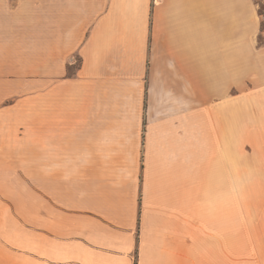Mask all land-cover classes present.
<instances>
[{
    "label": "crops",
    "instance_id": "obj_1",
    "mask_svg": "<svg viewBox=\"0 0 264 264\" xmlns=\"http://www.w3.org/2000/svg\"><path fill=\"white\" fill-rule=\"evenodd\" d=\"M259 5L0 0V264H264Z\"/></svg>",
    "mask_w": 264,
    "mask_h": 264
},
{
    "label": "rangeland",
    "instance_id": "obj_2",
    "mask_svg": "<svg viewBox=\"0 0 264 264\" xmlns=\"http://www.w3.org/2000/svg\"><path fill=\"white\" fill-rule=\"evenodd\" d=\"M33 1H35V0H33ZM257 1H259L260 6L264 8V0H257ZM263 13H264V11H263ZM260 20H261V32L259 34L258 41L260 43H264V15L261 16ZM35 53H36V51L32 50V49H30L28 51L29 66H31V65L35 66L36 59L34 57H32V55H35ZM0 62H1V60H0ZM1 68H2V66L0 65V69ZM11 81L13 82V85L8 86L7 90H5V89L0 90V96L6 97V100L4 103L12 104V105L17 104L19 108H21V104L25 105V106L29 105L30 109L35 108L36 107V98H37V85H38V82L43 81V75H39L38 73H34V72H30V73L24 74V75L14 74ZM26 107H28V106H26ZM27 142L30 145L29 148L35 147V146H31V145H35V138H30V137L25 138L24 142H22V139H20L18 137L14 139V144L17 147L24 146L27 144ZM0 154H2L1 151H0ZM33 203H35V201ZM9 205L10 204L0 202V213H1V215L3 214L4 211H7V210L9 211V209H10ZM19 208H20V206H19ZM1 223H2V225H6L4 217H2L0 219V224ZM12 225H13V229L11 231H13V235L16 238L19 237L22 229H27V228H28V232H29L30 236L35 235L36 229L34 227L31 228L30 225L25 224V225L21 226V223L17 222V221H16V223H13ZM12 225L10 223L9 227H11ZM17 225L19 226L18 228H22V229L20 230L18 228H15V226H17ZM4 228H5L4 226L0 228V238L3 237ZM31 240H35V238L34 237L31 238ZM33 256H35V254L31 253L30 258H33Z\"/></svg>",
    "mask_w": 264,
    "mask_h": 264
},
{
    "label": "trees",
    "instance_id": "obj_3",
    "mask_svg": "<svg viewBox=\"0 0 264 264\" xmlns=\"http://www.w3.org/2000/svg\"><path fill=\"white\" fill-rule=\"evenodd\" d=\"M263 11H264V8L259 5V15L260 16L264 15Z\"/></svg>",
    "mask_w": 264,
    "mask_h": 264
}]
</instances>
